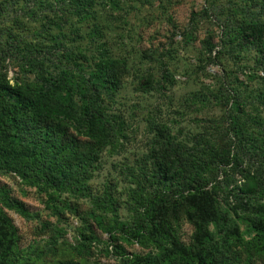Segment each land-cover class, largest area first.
<instances>
[{"label":"trees","instance_id":"obj_1","mask_svg":"<svg viewBox=\"0 0 264 264\" xmlns=\"http://www.w3.org/2000/svg\"><path fill=\"white\" fill-rule=\"evenodd\" d=\"M94 4V0H0V15L8 16V6L19 14L12 25L0 23V62L16 61L23 72L33 74L32 80L15 79L13 83L0 74V175L13 174L24 185L42 191L58 217L64 210L77 213L78 200L94 198L89 182L102 167V151L113 140L119 141L130 126L117 108L128 60L108 46ZM107 5L118 6L117 2ZM261 9L257 19L222 23L224 49L216 50L213 44L205 49V60H217L221 68L210 72L211 85L201 84L189 92L184 106L196 112L222 109L219 119H213L214 126L207 122L201 131L187 134L154 116L146 121L153 132L149 154L126 167L137 204L129 234L138 243L164 241L170 248L157 255H135L133 264H239L243 252L248 259L252 253L264 259V202L251 199L264 196V174L257 167L251 171L242 165L249 155L264 166V120L245 109L262 97L247 90L236 71L221 63V56L237 63L253 52L255 64L264 66V0ZM203 13L209 16L208 8ZM24 14L43 20L30 27L20 18ZM73 16L91 23H87V32L73 28L75 36L69 38L67 26ZM87 49L94 51L87 53ZM165 57L171 59L169 50ZM157 62L160 73L136 78L139 92H159L175 84L168 63L161 57ZM236 173L242 177L239 184ZM113 182L103 183L102 199L95 203L114 212L117 221ZM221 182H233L234 193L244 202L241 218H247L250 235L246 241L238 226L212 236L211 225L224 216L217 197ZM5 208L29 215L25 204L0 183V264H16L19 236ZM180 211L194 226L189 246L176 233ZM115 226L109 225L108 231ZM50 231L56 241L57 228L50 227ZM233 241L245 244L243 251L234 249Z\"/></svg>","mask_w":264,"mask_h":264},{"label":"rangeland","instance_id":"obj_2","mask_svg":"<svg viewBox=\"0 0 264 264\" xmlns=\"http://www.w3.org/2000/svg\"><path fill=\"white\" fill-rule=\"evenodd\" d=\"M94 1L97 21L101 30L106 32L108 46L114 54L128 60L126 84L121 91L117 108L130 126L119 141L113 140L102 151V167L89 182L94 198L78 200L77 213L64 210L60 217L55 216L42 191L24 185L13 174L0 175V183L29 210V215L25 216L15 209H4L16 226L19 236L18 248L14 255L16 264H133L135 255H157L161 249L170 248V244L164 241H148L141 244L131 239L129 227L137 204L131 196L134 184L126 167L133 166L140 158L148 156L153 132L150 123L146 121L153 116L162 119L164 123L168 122L172 129L181 127L187 134L201 131L203 128L200 127L207 125V122L214 126L213 119H219L222 109L214 107L211 110L196 112L194 108L184 106L189 92L198 89L201 84L211 85L214 78L210 72L215 74L221 68L217 60L215 63L205 60V49L209 48V44H213L216 50L224 49L222 23L234 18L254 20L263 11L262 0ZM106 1L110 4L117 2L118 6L109 7ZM8 8L10 13L8 16L0 15V23H7L9 26L14 24L12 20L19 14L12 12V6ZM205 8H208L209 16L203 13ZM20 18L30 27L39 26L43 20V17H31L26 14ZM70 23L67 32L70 34L69 38H74L73 28L78 27L80 32H87L90 27L87 23L90 24L91 21L73 16ZM168 50L171 52V59L165 57ZM93 51L94 49H87V53ZM160 57L168 63V69L174 71L175 84L166 86L159 92H139L136 88V78L147 73H160V63L157 62ZM200 59H203V63L199 62ZM221 63L226 69L235 70L243 86L252 90V94L259 93L262 99L245 109L248 114L264 120V66L255 64L253 52H247L243 60L237 63H233L227 56H221ZM202 64L205 69L200 68ZM18 65L16 61L0 62V74L5 75L11 83L15 79L32 80L33 74L23 72ZM135 107L137 109L133 110ZM178 109L181 113L176 114ZM244 159L242 165L246 164L251 171L257 167L255 170L264 174V166H258L255 159L249 155ZM248 159L251 161L248 162ZM220 178L222 179L221 175ZM108 179L114 181V189L111 192L117 221L113 219L114 212L95 203V199H102L103 183ZM234 179L238 184L242 182L241 174L236 173ZM233 184L220 183L217 197L220 202L219 209L224 216L217 224L211 225V233L216 238L226 230L238 226L243 241H246L250 238L247 218H241L246 208L243 200L234 193ZM251 199L253 203L264 202L262 195L251 196ZM100 201L102 203L103 200ZM247 216L248 214L245 217ZM114 223L117 224L116 228L108 231L107 227ZM175 226L179 241L189 246L194 231L192 222L180 211ZM50 227L57 228L56 241L51 238ZM240 242L233 241V248L240 250L245 247V244L241 245ZM241 257L239 264H264V259L256 253H252L248 259L247 253L243 252Z\"/></svg>","mask_w":264,"mask_h":264}]
</instances>
